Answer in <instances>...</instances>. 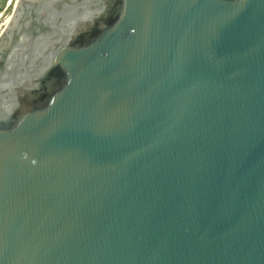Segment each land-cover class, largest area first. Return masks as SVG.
<instances>
[{"label": "water", "instance_id": "water-1", "mask_svg": "<svg viewBox=\"0 0 264 264\" xmlns=\"http://www.w3.org/2000/svg\"><path fill=\"white\" fill-rule=\"evenodd\" d=\"M0 39V264H264V0H17Z\"/></svg>", "mask_w": 264, "mask_h": 264}, {"label": "flooded vegetation", "instance_id": "flooded-vegetation-1", "mask_svg": "<svg viewBox=\"0 0 264 264\" xmlns=\"http://www.w3.org/2000/svg\"><path fill=\"white\" fill-rule=\"evenodd\" d=\"M49 14H50L49 10L45 9V13H43V15L49 17ZM32 20H34V18L31 17L30 14H25L22 17V24H20V32H19L20 34L18 37L14 38L13 41L14 43L13 46L17 51L16 55L13 56L14 60L15 59L21 60L23 59L22 58L23 54H26L27 52H33L34 49L41 44L42 39L45 36L44 34L38 33V29H43V28L40 25L38 27L37 25L32 24ZM6 26L7 23L5 24L1 34L4 32ZM43 31H45V29H43Z\"/></svg>", "mask_w": 264, "mask_h": 264}, {"label": "rangeland", "instance_id": "rangeland-1", "mask_svg": "<svg viewBox=\"0 0 264 264\" xmlns=\"http://www.w3.org/2000/svg\"><path fill=\"white\" fill-rule=\"evenodd\" d=\"M17 0H0V34L12 15Z\"/></svg>", "mask_w": 264, "mask_h": 264}]
</instances>
